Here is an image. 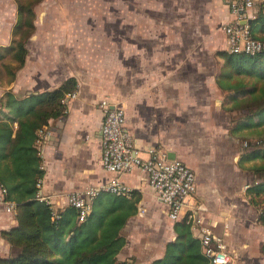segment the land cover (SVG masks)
<instances>
[{
  "label": "crops",
  "instance_id": "crops-1",
  "mask_svg": "<svg viewBox=\"0 0 264 264\" xmlns=\"http://www.w3.org/2000/svg\"><path fill=\"white\" fill-rule=\"evenodd\" d=\"M179 1L184 16H112L115 29L110 44L115 54L104 53V59L98 54L109 48V41L103 49L98 48L87 24L73 20V16H34L24 61L11 80L3 64L14 62L8 55L0 58V95L7 89L14 93L51 89L68 76L75 78L74 94L67 93L63 99V114L49 119L35 140L43 168L37 192L48 196L53 211L67 205L70 192L103 184L111 176L100 162L101 98L123 106L125 126L137 153L143 155L144 148L157 145L173 151L190 166L181 158L179 143L185 123L190 126L197 122L193 111L198 105L216 100V93H221L215 74L222 60L215 52L225 49L221 25L230 14L221 0ZM9 6L14 15V1L0 0V47L8 45L13 37L15 16H6ZM121 35L126 37L125 42L119 40ZM120 179L136 197V212L121 230L125 244L116 257L148 264L161 257L164 244L174 238L173 221L141 170L133 168L122 173ZM215 180L210 174L205 180L196 176L195 191L188 198L189 204L195 205L188 212L190 230L197 238L195 228H206L222 236L227 246L234 235L232 201L230 192L226 194L222 187L212 184ZM244 187L240 192L247 201ZM1 200L0 196V232L16 224L14 213L5 211ZM262 243L255 256L248 250L249 241L242 243L239 252L227 247L232 264H258L264 256ZM14 254L15 249L0 235V258Z\"/></svg>",
  "mask_w": 264,
  "mask_h": 264
},
{
  "label": "trees",
  "instance_id": "trees-1",
  "mask_svg": "<svg viewBox=\"0 0 264 264\" xmlns=\"http://www.w3.org/2000/svg\"><path fill=\"white\" fill-rule=\"evenodd\" d=\"M13 1V37L8 45L0 47V58L8 55L14 62L3 64L8 80L22 65L27 52L25 42L34 29L33 2ZM249 30L252 37L261 41L259 51L249 54L218 49L215 52L222 60L215 74L216 84L224 95L221 106L230 110L232 104L225 106V103L243 100L245 92L253 104H246L238 118L229 119L230 135L264 125V0L255 1ZM244 77L260 80L263 85L259 90L246 89ZM75 87V78L68 76L51 89L21 93L7 89L0 95V185L4 188V198L14 204L16 221L14 227L0 232L15 249L13 256L0 258V264H135L133 260L116 257L125 244L121 230L136 212L133 192L126 198L99 191L92 197L89 212L82 221L77 220L73 207L66 205L53 211L47 202L36 197V183L43 175L35 146L37 131L49 119L63 114L65 94ZM250 161V169L257 178L245 187L244 194L248 204L260 205L256 222L264 225V139L260 145L239 153V165ZM190 226L191 220L186 216L173 221L174 238L164 244L161 257L148 264H208ZM260 250L264 255V243Z\"/></svg>",
  "mask_w": 264,
  "mask_h": 264
},
{
  "label": "rangeland",
  "instance_id": "rangeland-1",
  "mask_svg": "<svg viewBox=\"0 0 264 264\" xmlns=\"http://www.w3.org/2000/svg\"><path fill=\"white\" fill-rule=\"evenodd\" d=\"M25 1L33 2L34 16H73V20H82L81 23L87 24V29L92 32L91 34L99 44L98 48L102 49L108 41L110 44V35L115 29V21L112 16H184L182 2H178V0ZM8 10L6 16L8 19H12L15 14H12L10 6ZM39 26H41L40 23ZM122 28L126 36V24ZM114 39L116 38L114 37ZM119 40L125 42L126 37L123 38L121 35ZM107 47L109 48L98 54L102 59H104V53L112 54L114 52L113 54H115V49L113 51L111 44ZM243 82L246 89L254 87L259 90L263 85L260 80L254 81L247 77H244ZM223 97L222 91L220 94L216 93V100L210 99L206 104H199L193 111L195 113L193 120L197 122L190 126L185 123V132L179 143L182 152L181 158L188 160L190 166L195 170L197 178L205 180L210 174L212 178L216 179L212 181V184L222 187L226 194H228L226 191L230 192L229 198L232 201L230 217L234 225V235L231 236L226 247L239 252L242 251L240 248L242 243L249 241L251 246L248 250L255 256L257 247L260 243H264V225L256 222L257 210L259 211L260 205L256 202L248 204V200L242 198L240 189L242 186L246 187L257 177L250 169L251 161L242 162L239 165L237 158L244 148L261 144L264 139V125L241 130L237 135H230L227 132L229 119L238 118L243 113L246 104H253H251L248 92H245L243 100L239 98L234 101L235 103L233 101L226 102L225 106L232 104V107H229L230 110H226L220 104ZM261 234L263 235L261 236ZM256 237L259 240H256ZM252 262L255 263V260ZM263 262L264 256L258 260V264Z\"/></svg>",
  "mask_w": 264,
  "mask_h": 264
},
{
  "label": "built area",
  "instance_id": "built-area-1",
  "mask_svg": "<svg viewBox=\"0 0 264 264\" xmlns=\"http://www.w3.org/2000/svg\"><path fill=\"white\" fill-rule=\"evenodd\" d=\"M228 9L230 18L221 25L224 35L225 49L229 52H245L253 54L261 49V41L250 35L249 21L254 17L256 0H221ZM74 93H68V95ZM101 110L100 122V162L102 168L111 173L109 179L98 185H90L74 190L66 196V204L73 207L77 220L82 221L90 209L93 196L99 191H107L114 195L130 198L132 191L123 180L122 173L133 168L141 170L156 198L164 207L171 221H178L186 216L191 220L195 207L189 204L188 198L195 191L196 175L191 166L177 157L169 158L167 150L157 145L144 148L143 155L133 148L132 138L125 126V114L120 103H113L107 98L98 101ZM37 135H42V128ZM38 136V137H39ZM37 137V139H39ZM36 139V140H37ZM39 180L36 185L38 186ZM4 188L0 185V196L5 211L14 213L12 201L4 198ZM39 200L49 204L48 196L36 193ZM51 208V207H50ZM197 224L198 221L196 220ZM195 223H192L194 226ZM200 242L202 254L208 264H232L231 255L222 236L213 234L206 228H195Z\"/></svg>",
  "mask_w": 264,
  "mask_h": 264
},
{
  "label": "water",
  "instance_id": "water-1",
  "mask_svg": "<svg viewBox=\"0 0 264 264\" xmlns=\"http://www.w3.org/2000/svg\"><path fill=\"white\" fill-rule=\"evenodd\" d=\"M248 21H250V20H248ZM167 156H168L169 158H173V157H175V154H174L173 151H168V152H167Z\"/></svg>",
  "mask_w": 264,
  "mask_h": 264
}]
</instances>
